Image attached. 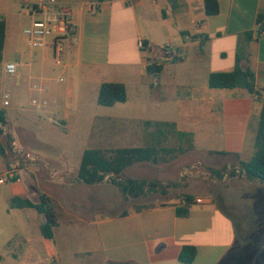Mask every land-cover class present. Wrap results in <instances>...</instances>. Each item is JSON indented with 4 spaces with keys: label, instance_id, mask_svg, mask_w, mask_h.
Returning a JSON list of instances; mask_svg holds the SVG:
<instances>
[{
    "label": "crops",
    "instance_id": "0c3cea01",
    "mask_svg": "<svg viewBox=\"0 0 264 264\" xmlns=\"http://www.w3.org/2000/svg\"><path fill=\"white\" fill-rule=\"evenodd\" d=\"M216 1L220 12L215 16L206 14L205 0L67 1L73 9L78 44L65 57L70 64L76 60L83 68L98 71L99 87L103 83H122L127 87L124 78L136 74L145 78L149 59L156 65L160 60L173 63L168 65L172 86L197 82L203 71L204 79L208 77L204 85L209 86L211 73L223 71V67L231 68L230 72L235 69L239 49L241 67L255 73V93L224 100L225 150L198 151L242 153L246 141L255 146L264 108V34L244 43L246 33L257 29L264 0ZM142 20L168 29V50L156 46L158 40L153 34H142ZM140 38L146 40V50L138 48ZM185 49L190 51V63L182 54ZM48 60L43 55L37 68L41 78L48 74ZM96 118L91 121L95 123ZM107 119L110 118H103ZM15 138L14 135L12 145L20 144L33 158L24 156L18 162L6 163L7 170L15 171L21 181L8 189L0 188V264H66L81 258L89 259V264H187L179 259L184 247L197 249L190 264H228L226 260L238 240L239 229L220 204L197 199L188 207V216L181 217L178 208L185 207L184 199L168 198L167 189V200L162 202L149 197L147 189L139 196H124L114 184L107 183L108 178L88 185L66 171L59 176L54 173V161L33 150L37 146L35 136L32 135V142ZM153 150L157 154L155 164L159 156L170 155L168 148ZM163 162L168 163V159ZM112 192L121 201L110 214ZM43 195L57 204L59 225L52 240L41 232L44 215L22 204H40ZM256 252L264 256V247ZM251 257L245 264H260Z\"/></svg>",
    "mask_w": 264,
    "mask_h": 264
},
{
    "label": "rangeland",
    "instance_id": "374dc122",
    "mask_svg": "<svg viewBox=\"0 0 264 264\" xmlns=\"http://www.w3.org/2000/svg\"><path fill=\"white\" fill-rule=\"evenodd\" d=\"M28 11L29 5L25 1L0 0V19L7 24L0 63V109L7 113V124L2 126L0 141L8 148L6 155L0 156V177L8 172L6 163L18 162L24 156L33 158L32 155L27 157L26 148L20 144L11 145L9 149L10 137L14 139V135L15 139L23 138L24 142H32V135L35 136L37 146L33 150L54 161V173L61 176L66 171L78 181L79 168L87 150L174 149L164 157L168 163L159 156L157 164L152 161L137 163L119 177L159 183L162 187L148 196L162 202L167 200L164 194L167 189L168 198L185 200V195H191L196 200L211 199L220 204L239 229L238 240L227 263L245 264L253 256L254 260L264 264V256L260 257L256 252L264 247V184L249 181L242 173V162L252 159L255 146L246 141L244 152L239 154L198 151L199 148L225 150L224 100L253 95L240 88L211 89L204 85L208 80V77L204 79V71L197 82L184 87L172 86L168 65L173 63L160 60V73L148 74L145 78L137 74L124 78L128 82L125 103L115 107L101 106L98 104V71L83 68L76 60L70 64L65 57L67 52L63 60H57L51 52L33 50L26 45L23 32L31 24ZM262 14L264 16V4ZM140 25L144 36L153 34L158 40L156 46L168 50L165 38L168 29H160L144 20ZM104 33L102 27L101 34ZM45 54L49 58L46 61L48 74L41 78L37 68ZM182 54L190 63L189 49L183 50ZM149 62L152 61L149 59ZM8 63L19 65L17 74L10 75L5 71ZM220 69L223 70L220 72L231 70L228 67ZM61 78L63 82H60ZM45 84L49 85L47 92L33 89L34 85ZM34 100L46 101L47 105L35 106ZM5 101L9 102L8 106ZM94 116L98 117L95 123L91 121ZM104 117L110 119L103 120ZM216 171L222 176L219 177ZM106 181L113 184L111 179ZM14 184L9 182L0 188L8 189ZM115 193L112 192L109 198L110 214L121 201ZM88 260H68L66 264H89Z\"/></svg>",
    "mask_w": 264,
    "mask_h": 264
},
{
    "label": "trees",
    "instance_id": "16d2710c",
    "mask_svg": "<svg viewBox=\"0 0 264 264\" xmlns=\"http://www.w3.org/2000/svg\"><path fill=\"white\" fill-rule=\"evenodd\" d=\"M102 2L104 0H97ZM205 11L208 16L218 15L220 12L219 3L216 0H205ZM7 24L0 19V63L3 60V52L6 40ZM264 34V16L260 15L257 21L256 31L248 32L245 35V41H253L256 37ZM256 36V37H255ZM241 47V45H240ZM162 67L148 60V74L160 73ZM209 87L211 89H244L249 94L255 93V73L251 69H243L241 67V57L238 55L236 67L232 72L211 73L209 76ZM127 101V89L122 83H103L99 89L98 104L104 107H114L117 104ZM7 124V113L4 109H0V135L3 134L2 126ZM13 139L10 137V148ZM189 145V149H192ZM7 147L0 141V156L4 157L7 153ZM174 149H170V154ZM219 154H226L221 152ZM156 152L153 148H127L117 151L104 153L99 150H87L82 159L79 168L78 178L80 182L88 185L103 183L107 178L111 179L113 184L120 190L124 196H139L148 192L155 191L162 187L157 182L148 183L146 181H138L135 179H122L119 177L130 166L142 162H154ZM219 177L222 176L220 171L215 172ZM242 173L249 181L260 182L264 184V108L261 113L259 128L255 142V153L251 160L242 162ZM235 176V173H231ZM170 185H168L169 187ZM139 192V193H138ZM185 207L178 208V215L186 217L189 214L188 207L197 203V200L191 195L184 196ZM23 206L36 209L40 214L44 215L46 221L41 227L42 235L46 239L52 240L54 229L59 225V215L57 213V204L50 197L43 195L40 204H33L29 201L22 202ZM187 206V207H186ZM197 255L195 247H184L180 254V261L190 264ZM57 264V263H52Z\"/></svg>",
    "mask_w": 264,
    "mask_h": 264
},
{
    "label": "built area",
    "instance_id": "2783aa9c",
    "mask_svg": "<svg viewBox=\"0 0 264 264\" xmlns=\"http://www.w3.org/2000/svg\"><path fill=\"white\" fill-rule=\"evenodd\" d=\"M29 5L27 15L31 18V24L24 30L26 45L33 50H47L57 60H63L65 53L78 44V36L74 22V13L72 7L61 0H20ZM137 2L139 0H132ZM138 48L146 50V40H138ZM19 65L8 63L5 65V71L10 75L18 73ZM64 80L61 78L60 82ZM34 90L47 92L49 85H34ZM9 105L8 101L4 102ZM33 105L42 107L47 102L33 101ZM31 158L30 154H27ZM20 177L15 171H8L6 175L0 177V186L9 182L19 183Z\"/></svg>",
    "mask_w": 264,
    "mask_h": 264
}]
</instances>
